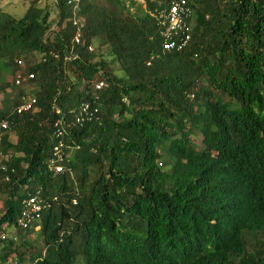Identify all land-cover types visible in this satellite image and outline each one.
Masks as SVG:
<instances>
[{"label": "trees", "instance_id": "trees-1", "mask_svg": "<svg viewBox=\"0 0 264 264\" xmlns=\"http://www.w3.org/2000/svg\"><path fill=\"white\" fill-rule=\"evenodd\" d=\"M1 1L0 58L13 69L0 81V117L12 122L0 141V234L33 229L15 222L40 187L44 246L29 264H264V0H189L180 52L162 48L159 0H53L54 20L38 0L18 17ZM29 72L35 103L15 112L20 98L3 92ZM84 100L99 110L80 126ZM56 121L69 152L60 173L46 167ZM16 239L0 238L1 262L14 252L19 264Z\"/></svg>", "mask_w": 264, "mask_h": 264}, {"label": "built area", "instance_id": "built-area-1", "mask_svg": "<svg viewBox=\"0 0 264 264\" xmlns=\"http://www.w3.org/2000/svg\"><path fill=\"white\" fill-rule=\"evenodd\" d=\"M160 4L155 9L154 16L161 25L159 34L163 37L162 48L167 52H180L186 48L190 40V20L192 19V8L189 4V0H159ZM70 23L74 28L71 43L78 44L81 41L82 30L81 25L83 18L77 16L75 12L71 15ZM88 50L92 49V46H87ZM48 55L55 59L58 58L57 52H49ZM37 59L44 60L45 57L42 54H38ZM63 58H66L64 56ZM16 63H21L19 59H14ZM32 73H26L21 76H16L14 79L15 84H20L23 81L27 82L32 78ZM105 82L99 80L94 83L95 89H100L105 86ZM35 103V98L27 94L22 96L20 102L16 105L15 112L26 111L30 109ZM99 106H94L89 101H81L74 112V122L78 125H82L85 121L91 120L92 117H96ZM11 120L7 117H0V141L2 133L7 131L11 126ZM64 129L58 126L57 121L54 123L53 139L51 143L50 153L46 160V167L48 171L53 173H60L69 170L65 166L68 161L67 155L69 152L64 151L63 141ZM6 155L0 152V170L6 171L7 167L4 164ZM4 179H7V175H4ZM20 212L16 218L15 224L22 228L33 225V228L38 227L41 219V211L48 206V203L42 199L40 187H33L30 191H27L26 195L21 199ZM6 224H4V227ZM0 238L15 239L16 235L11 226H6L4 231L0 234Z\"/></svg>", "mask_w": 264, "mask_h": 264}, {"label": "rangeland", "instance_id": "rangeland-1", "mask_svg": "<svg viewBox=\"0 0 264 264\" xmlns=\"http://www.w3.org/2000/svg\"><path fill=\"white\" fill-rule=\"evenodd\" d=\"M95 3H104V0H92ZM128 1H132V0H126ZM135 3L134 5L137 3V7L140 9H142L144 7V0H134ZM29 0H2L1 1V9L6 12L9 13L10 15L14 16V17H18L20 16L26 9V7L28 6ZM37 5L39 7H45L48 15H49V19L50 20H54L56 17V7L53 3V0H38ZM138 8L136 10V12L138 11ZM131 11H134L133 7H130ZM190 27H192L193 25V16L192 19L190 20ZM92 44L94 47L99 46L100 51H98L97 53L101 52L103 58L105 59H109L108 56H106L107 53V45L103 43V40L99 37H95L93 38ZM38 54H34L33 55V59L37 58ZM22 62L25 65V60L23 58ZM6 63V59H1L0 58V65ZM20 67H22V64L20 65ZM113 71L116 74H119V70H118V65L116 63H113ZM12 69L13 66L11 65H7L4 67L0 68V81L4 82V81H12ZM8 82V83H9ZM204 79L202 77H200V79L197 81V84L199 85H204ZM29 82H25L23 81L20 84H15L13 82V85L10 86L12 89L9 90V88H6V90L3 92L4 94L7 95V97H9V101H11L12 99H16V96L18 95V98H22V96H25L27 94H30L31 92H29L30 88H29ZM21 91L22 93H19L18 91ZM2 92H0V105L3 102V99L6 96H3V94H1ZM8 101V102H9ZM10 104V103H9ZM199 139V135H194L192 134L190 136V140L192 142H198ZM195 145V144H194ZM160 161V160H159ZM158 162V161H157ZM158 166L162 169L165 168L164 164L160 161L158 162ZM2 202H1V195H0V212L2 211V206H1ZM16 237L17 239L14 241V245H18V249H20L22 251V259L20 260L19 264H29L30 263V253L33 250H38V249H42L44 246V242H43V237L41 235V233L39 232V227H35L34 229H29V231H20L18 233H16ZM25 247V248H24ZM17 261V257L15 256L14 252L11 253L6 259L5 261L1 262L0 264H16Z\"/></svg>", "mask_w": 264, "mask_h": 264}, {"label": "crops", "instance_id": "crops-1", "mask_svg": "<svg viewBox=\"0 0 264 264\" xmlns=\"http://www.w3.org/2000/svg\"><path fill=\"white\" fill-rule=\"evenodd\" d=\"M8 138L12 141V139H14V135L12 134V132L8 133ZM37 228V227H36Z\"/></svg>", "mask_w": 264, "mask_h": 264}, {"label": "clouds", "instance_id": "clouds-1", "mask_svg": "<svg viewBox=\"0 0 264 264\" xmlns=\"http://www.w3.org/2000/svg\"><path fill=\"white\" fill-rule=\"evenodd\" d=\"M190 97H192V94H189ZM34 229V228H33Z\"/></svg>", "mask_w": 264, "mask_h": 264}]
</instances>
